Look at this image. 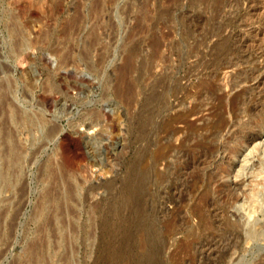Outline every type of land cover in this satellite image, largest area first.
I'll list each match as a JSON object with an SVG mask.
<instances>
[{
	"label": "rangeland",
	"instance_id": "1",
	"mask_svg": "<svg viewBox=\"0 0 264 264\" xmlns=\"http://www.w3.org/2000/svg\"><path fill=\"white\" fill-rule=\"evenodd\" d=\"M257 1L0 0V264H264Z\"/></svg>",
	"mask_w": 264,
	"mask_h": 264
},
{
	"label": "bare ground",
	"instance_id": "2",
	"mask_svg": "<svg viewBox=\"0 0 264 264\" xmlns=\"http://www.w3.org/2000/svg\"><path fill=\"white\" fill-rule=\"evenodd\" d=\"M263 7H264V5H263ZM46 102L49 103L50 99L47 98ZM251 156H254V157L256 156V158H257L256 170H258V172L255 174V176L252 172L250 173V175L254 176L253 178H255V180H257L259 182L257 184H254L251 186L248 193L244 196L243 201L241 200L240 203L234 202L233 204H234L235 212L237 214H239V216H240L239 219L242 220V225H243L242 227H244L243 229L245 230L244 232H245L246 238H248V240L252 241V240H257L259 237L264 235V230H262L261 227H258V225L256 223V220H257L256 216H258L260 214L264 215V141L259 143V144L254 145L249 150H247L246 155L241 160V164L239 165V168L234 172V175H233L234 178L238 179V178L244 177V174L247 170V166L245 164H247V160ZM228 173H230V172H228ZM229 188H231V186ZM233 199H235V198H233ZM231 200L232 199H230V201ZM231 206H232V204H231ZM238 224H239V222H238ZM240 226H241V224H240ZM212 242L213 243H207L206 246H207L208 250L211 247L215 248V246L217 244V241L212 240ZM207 255H208V253H207Z\"/></svg>",
	"mask_w": 264,
	"mask_h": 264
}]
</instances>
